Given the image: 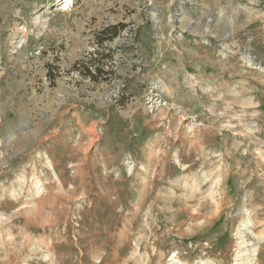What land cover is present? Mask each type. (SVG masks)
Instances as JSON below:
<instances>
[{"label":"rangeland","instance_id":"obj_1","mask_svg":"<svg viewBox=\"0 0 264 264\" xmlns=\"http://www.w3.org/2000/svg\"><path fill=\"white\" fill-rule=\"evenodd\" d=\"M65 1L0 0V264H264V0Z\"/></svg>","mask_w":264,"mask_h":264},{"label":"bare ground","instance_id":"obj_2","mask_svg":"<svg viewBox=\"0 0 264 264\" xmlns=\"http://www.w3.org/2000/svg\"><path fill=\"white\" fill-rule=\"evenodd\" d=\"M71 0H66L65 1V7H69L70 5H71ZM65 7L64 8H61V9H65ZM67 9V8H66ZM62 11V10H61ZM244 221V219H242V222ZM236 259L238 260L237 262H238V264H243V263H246L247 262V255L246 254H241V255H238L237 257H236Z\"/></svg>","mask_w":264,"mask_h":264},{"label":"trees","instance_id":"obj_3","mask_svg":"<svg viewBox=\"0 0 264 264\" xmlns=\"http://www.w3.org/2000/svg\"><path fill=\"white\" fill-rule=\"evenodd\" d=\"M106 32L111 33L112 35H115L118 32V30L115 25H112L110 26V28L106 29Z\"/></svg>","mask_w":264,"mask_h":264}]
</instances>
